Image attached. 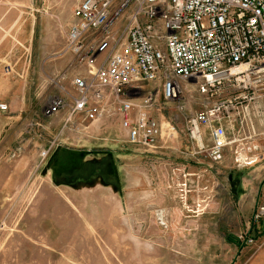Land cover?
<instances>
[{"label":"rangeland","instance_id":"1","mask_svg":"<svg viewBox=\"0 0 264 264\" xmlns=\"http://www.w3.org/2000/svg\"><path fill=\"white\" fill-rule=\"evenodd\" d=\"M80 1L0 0V103L8 107L0 113V264H248L259 247L240 237L251 235L264 194L250 211L237 205L245 200L243 177L253 174L240 156L264 153V100L251 107L253 129L227 125L236 142L219 163L207 156V131L196 141L189 121L208 99L230 95L226 84L203 92L191 80L180 100L158 98L153 116L169 131L154 152L128 144L117 116L87 136L63 130V112L48 120L43 110L82 71L75 65L64 80L62 70L51 72ZM63 132L68 138H58ZM249 139L259 142L242 152ZM62 149L91 151L109 178L57 184L50 163Z\"/></svg>","mask_w":264,"mask_h":264},{"label":"built area","instance_id":"2","mask_svg":"<svg viewBox=\"0 0 264 264\" xmlns=\"http://www.w3.org/2000/svg\"><path fill=\"white\" fill-rule=\"evenodd\" d=\"M65 42L64 52L84 71L73 76L69 93L53 96L43 117L63 112V127L78 122L88 130L117 116L127 143L146 152L157 149L161 134L153 116L158 98L180 100L183 83L192 80L203 92L222 84L230 89L226 97L208 99L189 121L196 141L207 131L213 163L236 142L228 139L227 125L236 120L253 129L251 107L264 100V0H82ZM7 110L0 103V113ZM263 219L264 201L252 222ZM240 239L259 247L255 238Z\"/></svg>","mask_w":264,"mask_h":264},{"label":"crops","instance_id":"3","mask_svg":"<svg viewBox=\"0 0 264 264\" xmlns=\"http://www.w3.org/2000/svg\"><path fill=\"white\" fill-rule=\"evenodd\" d=\"M71 21H72V14H71V18L69 20V23L66 26L67 29H68ZM67 29H66V32H67ZM58 53H59V56L56 53V56L52 57V59L57 58V60H56L57 62L51 65V67H53L51 72L52 73L56 72V74H58V71L62 70V72H64V73H62L60 78H61V80H64L66 77H70L72 75L71 72L74 70L76 64L74 62V57L71 58L70 54L68 52H64L63 48L61 50V53H60V50L58 51ZM82 71H84L83 67H82ZM49 120H51V119H49ZM60 121L62 122L61 127H63V118H61ZM44 128H45V126H43V129ZM166 128L164 127V125H161V134H160V138L158 141L157 149H162L163 148L162 143L163 142L166 143V141L168 140L166 138V135H168L167 132L169 131V128H167V130H166ZM63 130H71L73 132H79V133L82 132L85 136H87L90 133V128L88 130H86L84 124L79 125L78 122H73L69 126L63 127ZM256 130L261 131L262 128H259V126H256ZM62 134H63V138L64 137L68 138V136H69V135H64V132H63L60 135L58 134V138H60V136ZM262 134H264V133H262ZM58 138H56V139L58 140ZM56 139L52 141V142H54L52 148L55 146V142L57 141ZM52 142H50V144L47 147H49L52 144ZM258 142L259 141H257V140L253 141L252 139H249V141L247 140L245 142V145L243 146L244 149H242V152L245 151V147L247 145H249V147H251L250 145H252L253 143H258ZM258 145H260V147L264 150V142H262V144L258 143ZM53 149H51V150L53 151ZM54 152H57L54 155V157L57 156L56 165L58 166V168L61 167L62 172H66V173H62L61 176H66L69 178L73 175L75 170L81 168L82 166H86V168H87L86 172H88L84 178L77 179L76 182L71 181L70 183L59 180V178L56 177L57 176L56 175L55 180H56L57 184L72 187L77 183L85 182L86 180H91L92 178L98 179V176H96V177L93 176L92 172L95 168H94V166L93 167H91V166H92V163L98 162L99 160H97L93 157H90L91 151H89V150L84 151V150L62 149V150H57ZM244 153H245L244 156L243 157L240 156V157L243 160L252 161V163L249 165H245L243 167L250 169L253 172V174L251 173V175L249 177H245V176L243 177L241 186L245 190L243 192L244 195H242V197H244L245 200H243L241 204H237V205L241 209H244V211H250L251 206L252 205L254 206V204H255L256 196L259 194H264V153L263 154H256L254 152L248 153L246 151ZM88 157H90V158H88ZM195 173H197V171H195ZM255 179H260V181L256 184V182L254 181ZM153 190L154 191H166V190H163L161 188H155ZM252 201H254V202L252 203ZM166 224H167V221H166ZM156 225H158V224H155V222H153V227ZM250 236L255 238L257 244H259V249L255 253V256L249 259L248 264H264V219L259 221L252 228Z\"/></svg>","mask_w":264,"mask_h":264},{"label":"flooded vegetation","instance_id":"4","mask_svg":"<svg viewBox=\"0 0 264 264\" xmlns=\"http://www.w3.org/2000/svg\"><path fill=\"white\" fill-rule=\"evenodd\" d=\"M56 159L57 156H55L52 160V162L50 163V169L57 175L56 177L59 178V180L64 181V182H75L77 181V179H82L84 178L88 172H86L87 168L86 166H82L81 168L75 170V172L73 173V175L71 177H66V176H61L62 173H66V172H62L61 167L58 168V166L56 165ZM65 162V161H64ZM66 163V162H65ZM97 164V168H95L93 170V176H98V178L104 179V178H109L106 177L109 174L105 173V170L103 168H101V163H96ZM95 163H92V166L96 165ZM106 169V167H105ZM57 179V178H56Z\"/></svg>","mask_w":264,"mask_h":264},{"label":"water","instance_id":"5","mask_svg":"<svg viewBox=\"0 0 264 264\" xmlns=\"http://www.w3.org/2000/svg\"><path fill=\"white\" fill-rule=\"evenodd\" d=\"M55 179V178H54Z\"/></svg>","mask_w":264,"mask_h":264}]
</instances>
